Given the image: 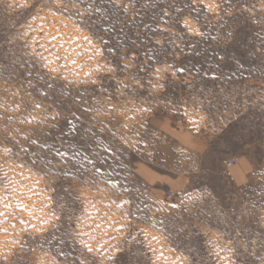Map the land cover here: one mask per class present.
Listing matches in <instances>:
<instances>
[{"label":"rangeland","instance_id":"obj_1","mask_svg":"<svg viewBox=\"0 0 264 264\" xmlns=\"http://www.w3.org/2000/svg\"><path fill=\"white\" fill-rule=\"evenodd\" d=\"M0 264H264V0H0Z\"/></svg>","mask_w":264,"mask_h":264},{"label":"crops","instance_id":"obj_2","mask_svg":"<svg viewBox=\"0 0 264 264\" xmlns=\"http://www.w3.org/2000/svg\"><path fill=\"white\" fill-rule=\"evenodd\" d=\"M176 128H173V131H175ZM194 131V130H193ZM192 130H179L176 131L174 133H172V131L170 133H172L175 136H177V138H181V139H186L187 140V145H188V149L186 148V152L187 154H189V156L191 157H195L196 155L200 156L201 152L206 149V141L205 139L200 135V134H194ZM176 138V137H175ZM173 139V138H172ZM173 141H175L173 139Z\"/></svg>","mask_w":264,"mask_h":264},{"label":"snow or ice","instance_id":"obj_3","mask_svg":"<svg viewBox=\"0 0 264 264\" xmlns=\"http://www.w3.org/2000/svg\"><path fill=\"white\" fill-rule=\"evenodd\" d=\"M24 6L27 7V4H25ZM184 26H185V27H188V22H187V21L185 22ZM190 30H191V29H190ZM105 43H106V42H105ZM124 59H127V56H125ZM125 67H126V68L131 67V63L126 64ZM109 71H111V69H109ZM132 76H133V79H135V74H132ZM157 80H158V81L160 80V77H159V76H157ZM92 83L95 84L96 81L93 80ZM128 86H129V85H127V84L124 85L125 88H127ZM154 87L159 88V87H163V85H162V84H157V85H155ZM88 250L91 251V248H89Z\"/></svg>","mask_w":264,"mask_h":264},{"label":"built area","instance_id":"obj_4","mask_svg":"<svg viewBox=\"0 0 264 264\" xmlns=\"http://www.w3.org/2000/svg\"><path fill=\"white\" fill-rule=\"evenodd\" d=\"M184 118L180 119V122L183 121ZM237 161V159H232L228 162V167H231L233 165V163H235Z\"/></svg>","mask_w":264,"mask_h":264},{"label":"trees","instance_id":"obj_5","mask_svg":"<svg viewBox=\"0 0 264 264\" xmlns=\"http://www.w3.org/2000/svg\"><path fill=\"white\" fill-rule=\"evenodd\" d=\"M137 22H138V20H133L134 26H137Z\"/></svg>","mask_w":264,"mask_h":264}]
</instances>
